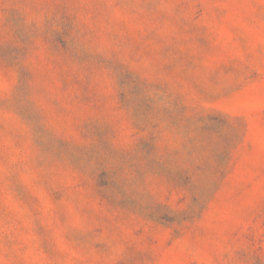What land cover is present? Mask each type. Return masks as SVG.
<instances>
[{"label":"rangeland","instance_id":"obj_1","mask_svg":"<svg viewBox=\"0 0 264 264\" xmlns=\"http://www.w3.org/2000/svg\"><path fill=\"white\" fill-rule=\"evenodd\" d=\"M0 264H264V0H0Z\"/></svg>","mask_w":264,"mask_h":264}]
</instances>
